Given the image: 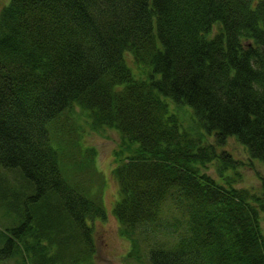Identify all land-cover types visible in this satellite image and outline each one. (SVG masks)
<instances>
[{
	"label": "trees",
	"instance_id": "1",
	"mask_svg": "<svg viewBox=\"0 0 264 264\" xmlns=\"http://www.w3.org/2000/svg\"><path fill=\"white\" fill-rule=\"evenodd\" d=\"M83 123L120 135L112 213L128 260L264 264V178L237 187L220 149L233 138L264 168V0H9L0 264H97L106 208L83 185L96 155L74 135ZM215 160L220 182L206 173ZM169 203L183 226L147 242Z\"/></svg>",
	"mask_w": 264,
	"mask_h": 264
},
{
	"label": "rangeland",
	"instance_id": "2",
	"mask_svg": "<svg viewBox=\"0 0 264 264\" xmlns=\"http://www.w3.org/2000/svg\"><path fill=\"white\" fill-rule=\"evenodd\" d=\"M9 0H0V9L7 4ZM132 67L135 65L129 61ZM66 114H62L61 121L66 122ZM70 122V119H67ZM60 122H56L58 125ZM82 131H74V135L78 138L81 135V143L83 147H90L95 149L96 155L90 166L89 172L87 168L80 169V173L87 169L84 174L86 181L83 185L92 194L90 196L97 198L106 208V217L101 220L98 219L94 223L95 239H96V263L97 264H134L126 258L127 251L129 249V243L126 238L119 234V225L112 213V206L114 200L117 198L118 187L117 183L112 175V169L114 168L115 152L120 146V135L113 129H103L99 131H90L87 124H82ZM206 143H214L212 139H207ZM226 151L232 152L230 161L231 167H228L224 175L235 176V184L237 187L250 188L251 190L259 191L261 188L260 178H264V168L257 162L250 161L249 157L244 152L243 148L234 142L233 138L226 139L223 148ZM78 155L75 159H78ZM79 160V159H78ZM218 161H213L208 165L206 173L215 178L217 181H222L223 177L218 172ZM67 169V168H66ZM235 173V174H234ZM258 173V174H257ZM8 179L11 181V173L5 172ZM221 175V176H220ZM5 176V175H4ZM169 203L161 212L158 217L159 227L155 230H145L143 235L147 242L153 239L166 241L169 243V234L171 227L169 224L174 221L180 220L178 227L183 226V217L173 208L169 207ZM2 220V219H1ZM9 225L8 223L0 222V228ZM261 228L264 234V213L261 216ZM141 231L143 229H140Z\"/></svg>",
	"mask_w": 264,
	"mask_h": 264
}]
</instances>
